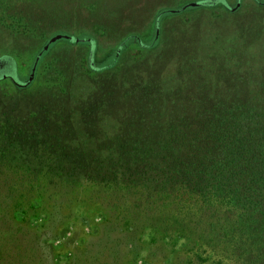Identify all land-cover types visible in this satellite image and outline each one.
I'll return each mask as SVG.
<instances>
[{
    "label": "rangeland",
    "instance_id": "rangeland-1",
    "mask_svg": "<svg viewBox=\"0 0 264 264\" xmlns=\"http://www.w3.org/2000/svg\"><path fill=\"white\" fill-rule=\"evenodd\" d=\"M199 1L207 4L189 6ZM1 59L14 65L0 80L1 118L12 117L4 95L16 87L13 77L32 82L21 89L32 99L24 118L42 96L47 107L59 106L58 124L71 112L78 129L118 130L119 116L96 114L133 107L144 91L171 98L177 80L217 74L220 64L248 75L264 69V0H0ZM252 62L262 65L235 66ZM55 72L69 77L70 91L47 88ZM133 79L138 86L128 84ZM153 197L104 194L1 147L0 264H210L190 217L209 220L213 209L185 215Z\"/></svg>",
    "mask_w": 264,
    "mask_h": 264
},
{
    "label": "trees",
    "instance_id": "trees-1",
    "mask_svg": "<svg viewBox=\"0 0 264 264\" xmlns=\"http://www.w3.org/2000/svg\"><path fill=\"white\" fill-rule=\"evenodd\" d=\"M46 52L43 48L37 66ZM7 64L6 69L14 66L8 60ZM251 64L235 66L242 70L262 65ZM90 66L97 70L93 63ZM217 68L218 73L208 77L195 73L187 81L177 80L178 86L170 90L173 98L159 92L154 98L144 91L133 107L102 110L96 114L99 118L119 116V129L110 126L93 132L78 129L71 112L65 123L58 124L63 120L59 106L47 107L42 96L24 118L20 112L31 106L32 99L21 89L32 82L19 85L21 81L12 77L16 87L4 95L12 117H0V148L14 147L26 162L42 164L70 182L104 194L142 190L148 199L156 195L160 205H177L185 215L212 208L209 220L190 217L211 249L202 260L264 264V69L248 75L231 66ZM69 80L55 72L45 81L47 88L66 86L68 92ZM133 80L128 84L138 86ZM235 85L247 88L238 90ZM65 101L70 104L75 97L69 94ZM50 124L57 130H47Z\"/></svg>",
    "mask_w": 264,
    "mask_h": 264
},
{
    "label": "flooded vegetation",
    "instance_id": "flooded-vegetation-1",
    "mask_svg": "<svg viewBox=\"0 0 264 264\" xmlns=\"http://www.w3.org/2000/svg\"><path fill=\"white\" fill-rule=\"evenodd\" d=\"M5 70H7L6 61L1 59L0 60V79H5L8 77L7 74L5 73Z\"/></svg>",
    "mask_w": 264,
    "mask_h": 264
},
{
    "label": "water",
    "instance_id": "water-1",
    "mask_svg": "<svg viewBox=\"0 0 264 264\" xmlns=\"http://www.w3.org/2000/svg\"><path fill=\"white\" fill-rule=\"evenodd\" d=\"M223 5L227 6L226 3L224 1L221 2ZM207 3L205 1H199V2H194L189 4V6H201V5H206ZM57 38V37H56ZM54 40V39H53ZM19 85H23L25 83H19L17 82Z\"/></svg>",
    "mask_w": 264,
    "mask_h": 264
}]
</instances>
